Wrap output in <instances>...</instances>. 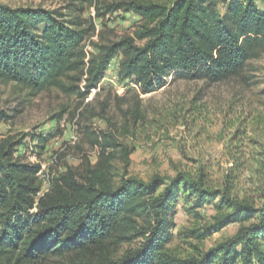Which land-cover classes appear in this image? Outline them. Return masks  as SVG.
I'll list each match as a JSON object with an SVG mask.
<instances>
[{"label": "trees", "instance_id": "obj_1", "mask_svg": "<svg viewBox=\"0 0 264 264\" xmlns=\"http://www.w3.org/2000/svg\"><path fill=\"white\" fill-rule=\"evenodd\" d=\"M223 1L222 12L215 0H80L99 17L123 9L142 19L132 36L91 41L95 50L86 45L94 25L80 15L0 1V83L31 95L58 88L83 100L118 54L119 78L141 94L161 89L169 76L210 84L240 75L264 53V8ZM10 117L0 112V120ZM139 118L135 112L134 124ZM96 136L97 163L68 166L43 194L40 165L15 155L21 140L0 139V264H264V194L257 205L210 186L203 172L115 183L107 148L117 142L104 131ZM181 195L194 199L188 210L195 216L211 202L224 209L212 225L189 230L196 241L215 228L239 227L213 248L173 254L167 244Z\"/></svg>", "mask_w": 264, "mask_h": 264}, {"label": "rangeland", "instance_id": "obj_2", "mask_svg": "<svg viewBox=\"0 0 264 264\" xmlns=\"http://www.w3.org/2000/svg\"><path fill=\"white\" fill-rule=\"evenodd\" d=\"M0 1L12 7L41 6L80 15L94 25L86 40L88 50H95L91 41L105 44L132 36L142 22L140 16L123 9L99 17L92 4L81 5L80 0ZM215 1L223 12L224 1ZM255 1L264 8L263 0ZM121 57L118 54L110 61L98 87L83 100L58 88L31 95L14 83H0V112L11 116L0 120V139L21 140L15 155L40 165V194L48 191L49 179L68 166L76 170L94 166L100 152L96 135L104 131L117 142L107 148L115 183L128 176L148 181L156 174L172 177L203 172L210 186L229 187L238 198H252L260 204L264 194V53L240 75L226 80L209 84L169 76L165 86L147 94L119 78ZM135 112L142 118L134 124ZM188 200L182 195L177 200L174 236L167 244L179 257L193 254L195 247L213 248L239 227L231 223L215 228L196 241L189 230L212 225L224 209L211 202L196 209L199 216H195L188 210L194 199Z\"/></svg>", "mask_w": 264, "mask_h": 264}, {"label": "built area", "instance_id": "obj_3", "mask_svg": "<svg viewBox=\"0 0 264 264\" xmlns=\"http://www.w3.org/2000/svg\"><path fill=\"white\" fill-rule=\"evenodd\" d=\"M136 86V85H135ZM122 87H123V84H120V88L122 89ZM137 87V86H136ZM93 90V89H92Z\"/></svg>", "mask_w": 264, "mask_h": 264}]
</instances>
